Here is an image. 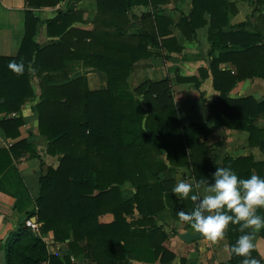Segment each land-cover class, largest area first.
I'll return each mask as SVG.
<instances>
[{"label": "trees", "instance_id": "trees-1", "mask_svg": "<svg viewBox=\"0 0 264 264\" xmlns=\"http://www.w3.org/2000/svg\"><path fill=\"white\" fill-rule=\"evenodd\" d=\"M62 1L28 0L31 9L26 12V34L20 54L16 58L0 57V114L20 113L25 100L33 96L32 70L47 79L67 60H82L104 73L107 87L91 91L87 81L80 79L60 86H48L51 81H40L42 101L36 106L39 130L50 141L48 152L60 155L61 161L57 169L50 168L45 176L40 177V196L33 210L26 213L29 219L37 216L43 223L41 235L25 224L21 225L16 232L19 242L8 247V252L12 253L16 264H40L49 257L47 242L42 234L52 232L56 243L71 240L69 246L73 255L86 252V256L97 264H130L133 259L147 263L160 259L161 263L168 264L175 259V254L164 246L168 234L157 219L158 212L165 208L164 197H170L164 194L167 188L160 177L167 172L168 166L160 159L156 161V154L167 151V159L172 165L182 166L175 160L180 157L190 166L187 155V148H190L191 161L194 159L197 171L203 166L198 165L194 157L206 159L210 151L204 142L198 144L192 137L202 134L205 126H181L168 81H148L131 90L128 80L137 61L159 55L150 50L149 45L159 48L161 44L170 50L173 49L171 43L176 41L165 38L166 32L161 27L158 34L155 26L150 32L129 35L128 19L124 21L122 18L127 10L125 0H98L99 13L94 31L68 30L74 18V6L71 5L56 19L48 21L49 33L54 34L55 28V33L60 36L59 44L42 49L35 41L38 25L42 21L35 15L34 9L56 6ZM209 1L214 8L207 10L212 16V28H222L227 24L228 16L226 10L222 11L221 2L225 0H195L191 19L183 18L180 27H188L194 33L199 28L197 20L206 11L204 4ZM107 14L112 17L107 19ZM148 18L150 15H144V19ZM205 24L201 23L202 26ZM258 42H261L258 38L241 43L234 38L230 40L232 47H245L238 55H256L258 51L264 54V45L261 48ZM175 49L183 51L178 45ZM59 56L61 66L51 64L44 71L47 75L39 70L41 61L49 59L54 62ZM12 60H22L25 71L14 73L8 67ZM211 67L214 87L221 92L218 100L209 105L211 114L216 115L220 124L231 128L240 122V128L250 133V142L258 139L264 150V131L255 125V118L264 114V101L257 103L252 97H228L236 80L248 75H244L242 69L236 77L223 71L221 78L227 77L229 81H218L215 62H211ZM253 74L264 78V70ZM196 84L199 88L200 82ZM201 95L203 99L204 93ZM2 124L6 125L9 134V125L14 124L18 129L23 122L18 118ZM195 145L198 148L193 154ZM18 146L14 148L15 153ZM3 156L9 160L0 167V173L12 164L8 151L0 150V158ZM32 156L38 155L32 153ZM216 167L240 169L238 176L241 177L249 176L253 169L260 176L264 173V163H252L249 157L226 159L223 166L208 165L211 183ZM127 182L136 191L132 199L125 201L121 197L120 186ZM134 205L142 219L128 222L125 216L133 215ZM108 211L113 212L115 221L101 224L99 215ZM240 234L239 224H229L225 236L231 245ZM84 241L86 244L82 246ZM240 258L232 253V259L226 264H238ZM69 262L67 258L66 263Z\"/></svg>", "mask_w": 264, "mask_h": 264}, {"label": "crops", "instance_id": "crops-1", "mask_svg": "<svg viewBox=\"0 0 264 264\" xmlns=\"http://www.w3.org/2000/svg\"><path fill=\"white\" fill-rule=\"evenodd\" d=\"M194 2L195 0L124 1L127 10L122 14V18L124 21L128 19L129 35L150 32L155 26L158 34L161 27V30L166 32L164 37L174 39L177 43H171L173 49L170 50L161 44L159 48L149 45V49L158 52L159 55L137 61L128 81L130 88L133 86L131 90L137 89L148 81L153 83L168 81L170 95L181 126L196 124L205 126L202 134L192 137L198 144L204 142L210 151L206 159L200 156L194 157L195 162L197 158L198 165L203 167L197 168V171L194 169V159L191 161L192 150L190 148H187L190 166L184 158L180 157H176L175 160L176 163L181 162L182 166L172 165L167 157L160 159L168 166L167 172L160 177L167 188L164 194H169L170 197H164L165 208L158 212L157 219L168 234L164 246L175 254V259L168 264H226L232 259V252L229 239L225 235L219 240H212L204 235L190 242L180 237L185 233L193 235L199 233L191 224L181 221L177 216V211L181 208L185 211L192 210L195 202L179 193H173L172 187L181 179L195 184L207 178V182L211 183L208 177L210 163L223 166L226 159L237 160L247 157L251 158L252 163H264V150L260 147L258 139H253L254 143L250 142V133L240 128V122L232 128L222 125L216 115L211 114L209 110V105L221 96V92L214 87L212 61L215 62V68L219 74L218 81H229L227 77L221 78L223 71L230 73L231 77H236L242 69L243 74L248 75L236 80L228 93L229 98L252 97L257 103L264 101V78L253 74L255 71L264 70V54L258 51L256 55H238L245 50V47L242 45L232 47L230 43L232 38L240 43L247 39L258 38V41H261L258 42L260 47L264 45V0L221 1L224 7L222 11L226 10L228 22L222 28L215 29L211 26L212 16L207 11L214 10L209 1L204 4L206 8L203 6L206 11L197 20L199 28L191 33L190 28L183 29L179 24L183 18L191 19ZM98 3V0H64L56 6L34 9L35 15L42 21L37 28L36 43L42 49L59 44L60 36L55 33L57 32L55 28H53L54 34L49 33L48 21L56 19L71 5L74 6L72 11L74 18L71 19L68 30L94 31L99 13ZM29 9L31 7L28 0H0V57L16 58L20 54L26 34V12ZM144 15H150V18L146 20ZM110 17L112 16L107 14L106 18ZM203 22H206L205 26L201 25ZM240 26L244 28L241 29ZM190 36L192 39H189ZM177 45L183 48L182 52L176 51ZM60 58V56L55 58L54 62L49 59L41 61L39 70L47 75L44 71L51 64L62 65ZM188 78H193V80ZM77 79L87 81L91 91L103 90L107 87V77L104 73L86 65L82 60H67L60 70L50 73L47 79H43L32 70L30 81L33 96L25 100L20 113L0 114V150L8 151L12 160L11 166L0 173V252L1 250L6 251L5 264H16L14 256L8 252V247L19 242L16 232L29 219L26 213L33 210L35 201L40 196V177L45 176L50 168L57 169L61 161L60 155H52L48 152L50 141L39 130L36 106L42 101L40 81H51L48 86H60ZM197 82H200L199 88ZM202 92L204 93L203 99ZM142 101L145 104L143 99ZM18 118H21L23 124L18 129L14 124L9 125V134H7L6 125L2 123ZM255 125L264 131V114L255 118ZM17 132L18 134L14 136L13 134ZM17 146L15 153L14 148ZM197 148L195 145L193 154H196ZM32 153L38 156H32ZM8 160L4 156L1 157L0 167ZM239 171L240 169H237L235 172L239 174ZM252 172L257 173L255 169L250 173ZM135 191L136 189L129 182L120 186V194L125 201L132 199ZM134 207L133 215L125 216L128 222L142 219L137 206L134 205ZM257 211L264 214V208H258ZM30 219L36 224L34 233L41 235L43 223L39 222L37 216ZM98 219L101 224L108 225L115 221V215L111 211L103 212ZM227 229L228 227L225 233ZM8 235H15L16 240L12 244L9 242L3 244ZM42 237L47 242L48 255L53 260V264H68L66 263L67 258L70 260L69 264H97L86 256V252L73 255L69 246L71 240L66 243H56L52 232L42 234ZM254 243L256 246L252 254L261 261V264H264V229L255 234ZM85 244L86 241L82 243V246ZM55 253H60V255L57 256ZM242 259L243 257L240 258L238 264H241ZM130 264L163 263L160 259L155 263L133 259Z\"/></svg>", "mask_w": 264, "mask_h": 264}, {"label": "clouds", "instance_id": "clouds-1", "mask_svg": "<svg viewBox=\"0 0 264 264\" xmlns=\"http://www.w3.org/2000/svg\"><path fill=\"white\" fill-rule=\"evenodd\" d=\"M8 67L14 73L25 71L22 60H12ZM172 192L195 202L192 210L181 208L177 216L209 239H222L229 224H239L241 234L230 245L231 252L243 257L241 264H261L252 250L255 234L264 229V214L257 211L264 208V176L252 172L241 177L230 167H216L212 183L207 178L195 184L181 179Z\"/></svg>", "mask_w": 264, "mask_h": 264}, {"label": "water", "instance_id": "water-1", "mask_svg": "<svg viewBox=\"0 0 264 264\" xmlns=\"http://www.w3.org/2000/svg\"><path fill=\"white\" fill-rule=\"evenodd\" d=\"M11 235H8L5 240L3 241V244H8L9 242V238H10ZM204 234L203 233H197V234H191V233H185V234H182L180 237L186 241V242H190L192 240H195V239H200L201 237H203ZM0 261H1V264H5L6 263V251L5 250H1L0 252Z\"/></svg>", "mask_w": 264, "mask_h": 264}, {"label": "built area", "instance_id": "built-area-1", "mask_svg": "<svg viewBox=\"0 0 264 264\" xmlns=\"http://www.w3.org/2000/svg\"><path fill=\"white\" fill-rule=\"evenodd\" d=\"M25 225L27 227H30L32 230H34L35 227H36V224L31 219H27L26 222H25ZM55 255L59 256L60 253H55ZM40 264H52L50 255H49L48 259L42 261Z\"/></svg>", "mask_w": 264, "mask_h": 264}, {"label": "rangeland", "instance_id": "rangeland-1", "mask_svg": "<svg viewBox=\"0 0 264 264\" xmlns=\"http://www.w3.org/2000/svg\"><path fill=\"white\" fill-rule=\"evenodd\" d=\"M133 86H131L132 89ZM137 97V96H136ZM156 156L158 157V159H163L167 157V151L161 154H156ZM16 240V236L15 235H11L10 239H9V243H14V241Z\"/></svg>", "mask_w": 264, "mask_h": 264}]
</instances>
